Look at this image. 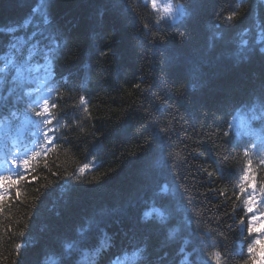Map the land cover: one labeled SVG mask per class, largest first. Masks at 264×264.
<instances>
[{"label": "trees", "instance_id": "trees-1", "mask_svg": "<svg viewBox=\"0 0 264 264\" xmlns=\"http://www.w3.org/2000/svg\"><path fill=\"white\" fill-rule=\"evenodd\" d=\"M158 1L0 0V264H264V0Z\"/></svg>", "mask_w": 264, "mask_h": 264}, {"label": "snow or ice", "instance_id": "snow-or-ice-1", "mask_svg": "<svg viewBox=\"0 0 264 264\" xmlns=\"http://www.w3.org/2000/svg\"><path fill=\"white\" fill-rule=\"evenodd\" d=\"M52 50H53V49H49V51H52ZM261 51L264 52V49H261ZM45 111H47V108H45ZM38 115H41V114H38ZM49 142H50V141H49ZM28 163H29L28 160H25V161H24V164H25V165H27ZM0 179H3V178H0ZM251 180H252L251 176H249V175H245V176H244V181H245L246 183H251ZM11 183L15 185V184L17 183V181H14V180H13V181H11ZM252 187H253V189H254V188H255V185L253 184ZM165 188H166V186H165V187H162L161 191H164ZM17 195H19V193H17ZM2 200H3V197H0V203H2ZM253 203H254V200L250 199V200H249V212L253 211V208H252V204H253ZM257 219H258V218H257ZM248 230H249V231H255V230H256V220H255V219L253 220L252 226H250ZM257 243H260V242L257 241Z\"/></svg>", "mask_w": 264, "mask_h": 264}, {"label": "rangeland", "instance_id": "rangeland-1", "mask_svg": "<svg viewBox=\"0 0 264 264\" xmlns=\"http://www.w3.org/2000/svg\"><path fill=\"white\" fill-rule=\"evenodd\" d=\"M157 7H161L166 14H173L178 12V7L176 4L169 0H159L156 4Z\"/></svg>", "mask_w": 264, "mask_h": 264}]
</instances>
